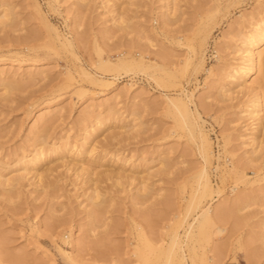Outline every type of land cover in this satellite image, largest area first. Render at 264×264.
Segmentation results:
<instances>
[{
    "label": "rangeland",
    "instance_id": "1",
    "mask_svg": "<svg viewBox=\"0 0 264 264\" xmlns=\"http://www.w3.org/2000/svg\"><path fill=\"white\" fill-rule=\"evenodd\" d=\"M76 1L0 0V12L9 16L0 22V171L10 174L38 157L40 147L45 167H55L43 177L45 185L34 175L19 180L15 195L0 186L3 264H172L181 250L187 264H208L217 252L220 264H264V164L251 162L262 165L256 169L246 161L251 119L244 108L251 95L243 84L234 86L232 98L221 94L231 84L227 63L239 54L249 21L264 14V0H180L168 15L166 0ZM48 22L70 44L57 43ZM207 28L199 65L192 49ZM120 55L161 62L165 73L150 65L112 68ZM257 74L249 78L252 85ZM180 90L192 98L213 143L207 168L215 191L202 202L231 203L217 226L189 237L186 225L197 213L193 196L201 188L195 173L206 164L199 138L177 126L167 107V96ZM44 110L55 114L38 128ZM132 123L138 125L130 129ZM227 139L245 179L228 170ZM163 151L169 152L166 167L158 160ZM83 166L93 173L90 183L81 177ZM106 169L121 170L122 177L107 178ZM140 176L148 190L139 198ZM93 188L104 194L101 205L100 197L98 205L85 195ZM174 235L182 242L173 244Z\"/></svg>",
    "mask_w": 264,
    "mask_h": 264
},
{
    "label": "bare ground",
    "instance_id": "2",
    "mask_svg": "<svg viewBox=\"0 0 264 264\" xmlns=\"http://www.w3.org/2000/svg\"><path fill=\"white\" fill-rule=\"evenodd\" d=\"M88 1L89 0H77L76 2L79 3L80 5L81 4L85 5L88 3ZM111 1L112 0H103L101 2H103L105 4V3H107V2L109 3ZM166 1H167L168 6L170 7L168 9L169 11L166 13L168 15L174 11L173 8L171 9V6H173L174 4H176V6H177V4L179 5L178 1H180V0H166ZM166 1H165V3H166ZM127 2H128L127 4H129V3L131 4L133 1L131 2V0H127ZM115 4H117L116 0L114 2H112V5H115ZM106 6H108V4H106ZM114 7H116V6H114ZM111 8H113V6ZM112 11L116 12L115 8H114V10H111V12ZM115 12H112V13H115ZM0 13H1L0 22L3 21L4 17H6V16H7V18L9 17L6 12L2 13V11H1ZM122 15H123V13H122ZM261 15L262 16H256V17H254L253 20L249 21V23H248L249 27L247 29V32L244 33V38H243L242 44H241L240 48H238L236 50V51H240L239 54L234 57L235 61L227 63L229 71L226 72L225 76L227 78H229V84L230 83L231 84L228 87L221 88L222 89L221 94L224 95V97L229 96L232 98L233 94L236 92V90H235L236 88L234 89V86H239V85L242 86V84H243V86L248 91L246 93H249L251 95L249 97L250 99L247 103L248 108H244V111L247 112L246 114L248 115V118L251 119V123H249L250 127H248V128H250L249 130H251L250 134H249L250 138H248V140L250 139L249 145H250L251 151L249 154H251V155H249L250 157H247L248 160L245 159L246 156L245 157L243 156V158L246 161H249L250 164H251V162H254V161L256 162L259 159H262L263 164H264V14H261ZM113 16H114V14H113ZM120 17L122 18V16H120ZM114 19H115V17H114ZM118 19H120V18H118ZM48 27H49L50 31H52L53 38L55 39V41L57 43H60L63 45L65 44L66 46H67V44H70L69 40H66L65 38L62 37L61 33L57 30L56 26H54L53 24L48 22ZM204 31L205 32H202V33H204V35L201 38V43H200L199 48L192 49V51H193L192 53H194V55L198 56L197 58L199 59L198 60L199 65H204L205 43H206V40H207L208 35L210 33V29L207 28ZM103 63H108V62H103ZM148 65H150V67L155 66L157 69H162V71L165 73V71H164L165 66L161 62H157V63L151 65L150 63L146 62V60L144 59V56H135V57H131L129 59H125L120 55L118 61L111 66H112V68H115V69L116 68H125V67H128V68H137L138 67L141 69L142 68L149 69ZM256 72L258 73L257 74L258 78H256V80H254L256 82L254 84H257V85H252V83L249 82V78ZM33 73H34L33 71H27L26 72L27 75H31ZM35 73H37V72H35ZM85 73L92 80H95V81L99 80L98 77H96L94 75L92 76L89 72H85ZM150 73H152V72H150ZM22 76H24V75H22ZM0 78L4 79L5 77L0 76ZM22 78H24V77H22ZM9 83L11 84V82H9ZM12 84H14V82ZM6 88L9 89L8 86ZM180 91H182V90H180ZM182 92L181 93L179 92V94H180L179 96H175V97L167 96V98H166V102L168 104L167 107L169 110H171L173 112L172 114H173V117L175 120V124L177 126H180V127L187 126L188 130H189L188 132L191 134L190 135L188 133V136L190 135V137H192L193 140L196 139L197 137L199 138V141H197L198 142V150H199L200 155L202 156V158L206 164L205 166L204 165L202 166L201 170L199 169V172L197 171V173H195V177L201 183V188L193 196L194 197V201H193L194 203L193 204H194V208L197 209V213L193 217V220L189 221L188 224L186 225L185 236L189 237L197 229L198 230H205L211 226H217L218 221H221L226 216V213L229 212L228 206H230L231 203H224V205H219V206L217 205L216 207H213L212 205L206 206L202 202V197H204L208 194L210 195V193L215 191V188H214L213 183H212L210 172L207 168V164H210L212 159H213V156H215L214 155V149H213V143H212V139H211L207 129L204 126L205 120L202 118V116H201L200 112L197 110V108L193 109L190 105L192 98H190L188 96V94L184 95V92L183 93ZM240 92H242V91H240ZM108 111H109V113L110 112L113 113V111H115V108L113 106H111L108 109ZM54 114H55V111H51V110H49V111L44 110L43 112L39 113L37 115L39 117H38V124L36 125V127H38V128L40 126L42 127L41 124L45 123L44 122L45 119L46 118L49 119V117H52ZM99 117H101V116H99ZM99 117H96V118H99ZM115 120H117V118L114 119V121ZM39 122H41V123H39ZM132 124H134V123H132ZM132 124H131L130 129H132V126L138 125L137 123H135L134 125H132ZM261 135H263V136H261ZM198 138H197V140H198ZM39 140H40V138H39V136H37L36 141H38L39 144L42 143L43 140L42 141L41 140L39 141ZM228 141L229 140L227 139V141L225 142V145H224V150L227 151L228 153H230V155L232 156V160H230L231 162H230V166H229L228 170L231 172L232 175H235L238 178L240 176V179L241 178L245 179L246 177H245L244 172L242 170H240L241 166L239 164V161H237L238 158L236 159L234 154L227 148L226 144H228L230 142V141L229 142ZM41 145L44 147L43 143ZM40 146H38V147H40ZM43 149H45V148H43ZM43 149H41V147H40L38 150L35 151L37 153V155L40 156V157L38 156L39 158L38 157H35V158L32 157V159L33 158L34 159L30 160V161L22 159L23 161H21L20 163L21 164L24 163V164L21 165L19 163L20 166H18V168H15L14 170L12 169V172H10V174H5L7 172L0 171V172H2V173H0V186L7 189L8 191H10L9 194L12 192L11 195H13V193H14L13 191L18 190L17 185H18L20 179L26 178V177L29 178V176L30 177L33 176V178H34V175H35V177L37 176L39 178V181L42 185L43 184L42 182H45V181H42L43 177L45 176V179H46L47 175L49 173H51L50 171L48 173V170L53 168L52 165H51L52 167L51 166L45 167L44 164L46 161L44 160L45 162H43V159H42V156L44 155ZM71 150H72V148H71ZM65 151H66V149H65ZM83 151H85V150L83 149ZM164 151L160 153L159 158H158V160L160 161L159 163L160 164L162 163L161 164L162 166L165 165V163L167 162V160L169 158V152H164ZM77 152H79V151H77ZM34 156H36V155H34ZM46 156L48 157V155H46ZM41 163H43V164H41ZM38 164L44 166V168L39 166V167H41V170L43 169L42 172L37 170V168H39V167H37ZM243 164H244V162H243ZM247 164L250 165L249 163H247ZM120 165L123 166V164H120ZM251 165L256 166V169H257V167L259 168L258 165H261V164H258V165L251 164ZM245 166H247V165H245ZM245 166H244V169H245ZM83 167H81V168H83ZM121 167H118V168L122 169ZM164 167H166V166H164ZM261 167H262V165L260 166V169H261ZM53 169H55V167ZM87 169L89 170V168L85 169V167H84L86 175H84V176L82 175L81 177H84V178H82L84 182L89 181V183H90V181L92 182V180H94L95 178L92 176L93 173L91 172V170L86 172ZM252 169H255V167ZM260 169H258V171ZM113 171H114L113 169H111V170L106 169V171H105L106 176L105 177H107V178H113V177L120 178V177H122L121 170H118V171L116 170L117 172H113ZM241 171H242V173H240ZM44 172H47V174L45 173L46 175H44ZM83 172H82V174H83ZM238 174H240V175H238ZM257 175L260 176L261 174L258 173ZM123 177H124V175H123ZM237 177H235V178H237ZM135 179L136 178H134V180ZM146 179L147 178H145V177L142 178L141 176L139 179H137L138 183H139V187H138L137 183H136V185L139 188L138 190L140 191V193L138 192L140 195V196H138L139 198L142 196V192H143V191H141L142 188L146 189L148 187V185L146 184ZM257 179H259V178H257ZM37 180L38 179L35 178V181H37ZM95 182H93V183H95ZM40 183H38V184L40 185ZM93 183H92V185H93ZM96 183H95V185H96ZM32 184L36 185V182H35V184H34V182ZM43 185H45V183ZM36 187H37V185H36ZM98 188H95V189L93 188L94 189L93 191H91L90 193L88 192L87 194H85V193L84 194L88 195V197L96 200L97 204H98V202H97L98 199H96V198L100 197V205H101V202H103L102 196L104 194L102 196H100L101 192L98 190ZM234 188H236V187H234ZM146 190H148V189H146ZM146 190H144V191H146ZM15 193H14V195H15ZM17 193H19V191ZM237 196L240 197V194H237ZM88 197H86V199H89L92 201V199H90ZM94 200L92 202H94ZM96 203H93V204L97 205ZM98 205H97V207L96 206L95 207L98 208L99 207ZM90 213H91V211H90ZM180 239H181L180 236L174 235L172 237L173 244L174 243H176V244L181 243L182 240H180ZM145 241L147 243V240H145ZM141 242H142V234H141ZM180 247H182V246L180 245ZM222 255H223V253L221 254V252H217L216 254H214L212 256V258H211L212 262H210L208 264H220L221 260L219 257H221ZM5 256L10 257L9 253H7ZM158 257H159V255H156V258H155L156 261L159 259ZM177 257H178L177 262L172 263V264H187V256L182 250L180 251V253H178ZM248 258H249V261L251 259L253 261V258H254L253 253H251V252L248 253ZM147 259H149V258L145 256V260H147ZM141 260H142V254H141ZM156 261H155V263H156ZM157 263H158V261H157ZM0 264H3V261L1 259H0ZM78 264H80V263H78ZM248 264H255V263L250 262Z\"/></svg>",
    "mask_w": 264,
    "mask_h": 264
}]
</instances>
